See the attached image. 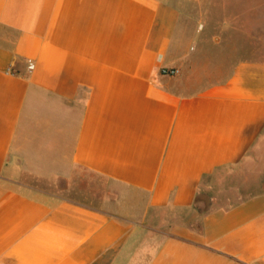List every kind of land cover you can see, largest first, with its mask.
<instances>
[{"label": "crops", "instance_id": "1", "mask_svg": "<svg viewBox=\"0 0 264 264\" xmlns=\"http://www.w3.org/2000/svg\"><path fill=\"white\" fill-rule=\"evenodd\" d=\"M180 1L0 0V264H264V1Z\"/></svg>", "mask_w": 264, "mask_h": 264}, {"label": "rangeland", "instance_id": "2", "mask_svg": "<svg viewBox=\"0 0 264 264\" xmlns=\"http://www.w3.org/2000/svg\"><path fill=\"white\" fill-rule=\"evenodd\" d=\"M232 1L235 2V0H232ZM238 1H243V0H238ZM245 1H249L251 3L256 2L257 4L258 2H261V1L263 2L264 0H245ZM180 2L183 3V5L178 6L177 9L180 11L181 18L186 16V20L184 23L181 22L178 24L176 37L182 29L183 44L187 42L189 43L190 47L193 48L195 46L194 39H192L191 41L188 39L190 36V33L191 32L198 33V31H201V30L205 32H209L211 30V21H210L211 0H183ZM230 9L234 10L235 8H230ZM238 54L243 55V52L242 51L237 52V55ZM91 178L93 179L94 182L97 181L96 178L94 177H91ZM96 185L98 186V183Z\"/></svg>", "mask_w": 264, "mask_h": 264}, {"label": "built area", "instance_id": "3", "mask_svg": "<svg viewBox=\"0 0 264 264\" xmlns=\"http://www.w3.org/2000/svg\"><path fill=\"white\" fill-rule=\"evenodd\" d=\"M27 68L28 70H30L32 68V65L29 64ZM159 73L162 75L174 76L179 73V69L177 67L160 66Z\"/></svg>", "mask_w": 264, "mask_h": 264}]
</instances>
